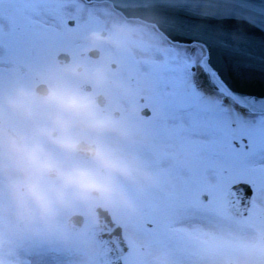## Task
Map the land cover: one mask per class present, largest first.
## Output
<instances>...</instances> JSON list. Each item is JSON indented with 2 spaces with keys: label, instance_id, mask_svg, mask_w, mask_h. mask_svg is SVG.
<instances>
[{
  "label": "snow or ice",
  "instance_id": "1",
  "mask_svg": "<svg viewBox=\"0 0 264 264\" xmlns=\"http://www.w3.org/2000/svg\"><path fill=\"white\" fill-rule=\"evenodd\" d=\"M22 2L0 0V47L18 41ZM145 4L172 41L163 104L186 144L148 194L149 235L173 264H264V0Z\"/></svg>",
  "mask_w": 264,
  "mask_h": 264
},
{
  "label": "rangeland",
  "instance_id": "2",
  "mask_svg": "<svg viewBox=\"0 0 264 264\" xmlns=\"http://www.w3.org/2000/svg\"><path fill=\"white\" fill-rule=\"evenodd\" d=\"M17 7L28 12L17 43L10 45L6 40L0 47V87L16 82L35 85L69 65H81L86 72L73 77L72 82L93 96L107 93L105 108L119 111L117 117L131 131L124 147L142 158L143 167L150 171L147 178L124 182L126 202L101 198L73 202L51 228L39 233L17 226L11 217L0 213V264H26L43 244L54 256L51 264H99L95 243L81 231L70 233L65 227V220L74 213L83 214L85 223L90 222L97 205L109 208L123 226L131 247L125 256L128 264H173L169 251L151 239L145 222L148 194L161 187L186 149L163 104L172 43L152 26L124 19L105 2L47 0L39 4L23 0L11 6ZM9 11L6 4L5 20ZM101 32L103 39H92ZM91 48L99 50L96 58L87 56ZM59 52L69 54L65 65L56 61ZM145 106L150 113L144 118L139 111Z\"/></svg>",
  "mask_w": 264,
  "mask_h": 264
},
{
  "label": "clouds",
  "instance_id": "3",
  "mask_svg": "<svg viewBox=\"0 0 264 264\" xmlns=\"http://www.w3.org/2000/svg\"><path fill=\"white\" fill-rule=\"evenodd\" d=\"M84 72L74 64L40 85L0 87V213L25 230L51 228L73 202H126L124 182L148 177L124 147L128 126L72 82Z\"/></svg>",
  "mask_w": 264,
  "mask_h": 264
},
{
  "label": "water",
  "instance_id": "4",
  "mask_svg": "<svg viewBox=\"0 0 264 264\" xmlns=\"http://www.w3.org/2000/svg\"><path fill=\"white\" fill-rule=\"evenodd\" d=\"M91 2H110L115 10L120 12L127 19H137L154 25L155 29L162 33L169 42L160 18V14L152 7L146 6L145 0H84ZM90 57H96L97 50L88 52ZM68 55L60 53L57 61L65 64ZM40 85V84H39ZM97 103L102 106L105 102L103 95L95 96ZM146 114L142 112V116ZM96 218L89 225L82 229L83 234L92 239L97 246V258L100 264H115L117 259L122 260V256L128 251V244L122 234L121 226L113 222L107 209L101 206L95 207ZM84 218L81 214H73L66 220V228L69 232L75 233L80 230Z\"/></svg>",
  "mask_w": 264,
  "mask_h": 264
},
{
  "label": "bare ground",
  "instance_id": "5",
  "mask_svg": "<svg viewBox=\"0 0 264 264\" xmlns=\"http://www.w3.org/2000/svg\"><path fill=\"white\" fill-rule=\"evenodd\" d=\"M140 160L143 161L142 158H140ZM146 170L147 173L150 171V169L147 168ZM47 246H48L47 244H43L42 247L40 248V251L36 254L35 253L32 254L29 259V262H27L26 264H51L52 262L54 263V261H52V259H54V256L47 252L48 250Z\"/></svg>",
  "mask_w": 264,
  "mask_h": 264
},
{
  "label": "flooded vegetation",
  "instance_id": "6",
  "mask_svg": "<svg viewBox=\"0 0 264 264\" xmlns=\"http://www.w3.org/2000/svg\"><path fill=\"white\" fill-rule=\"evenodd\" d=\"M98 93H102V92H96V94H98ZM104 96H105V104H104V106H103V108H105L107 105H108V103H109V97L107 96V93H102ZM134 108H135V105L133 106ZM143 108H147L148 110H149V108L148 107H143ZM142 108V109H143ZM106 109V108H105ZM141 109V110H142ZM141 110L139 111V114H140V116L141 117H144V116H142V114H141ZM113 113H114V115H116V116H119V111H112ZM117 112V114H115ZM149 113H150V110H149ZM148 115H146L145 117H147ZM144 117V118H145ZM108 210L110 211V209L108 208ZM110 213H111V211H110ZM111 215H112V217H113V214L111 213ZM113 219H114V217H113ZM143 244H145V242L143 243ZM145 247V246H144ZM142 248V247H141ZM144 248H142V250H143ZM130 252V251H129ZM126 256V255H125ZM125 256H124V259L123 260H125Z\"/></svg>",
  "mask_w": 264,
  "mask_h": 264
}]
</instances>
